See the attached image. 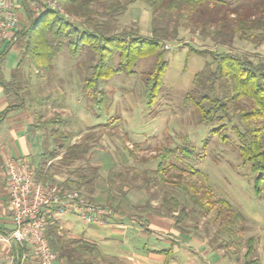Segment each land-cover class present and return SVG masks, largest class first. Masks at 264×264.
Returning a JSON list of instances; mask_svg holds the SVG:
<instances>
[{"label":"rangeland","instance_id":"1","mask_svg":"<svg viewBox=\"0 0 264 264\" xmlns=\"http://www.w3.org/2000/svg\"><path fill=\"white\" fill-rule=\"evenodd\" d=\"M26 24L24 19L21 25ZM113 25L118 32L132 28L138 36H150L152 12L144 1H136ZM190 48L228 50L254 62L264 58V44L237 38L231 43L214 42L197 30L180 27L177 39L164 43L167 68L150 105L143 94V77L155 64L154 56L137 59L132 73H114L90 88L84 85L90 75L86 51L72 57L63 50L49 72L24 58L19 73L25 107L31 123L42 125L37 131L29 128L36 146L31 150L34 155L29 154L35 159L27 163L35 171L41 154L61 144L52 135L56 127L59 134L70 136L69 143L86 137L92 147L88 162L60 165L53 169V180L46 183L63 187L67 178L77 179V172L70 174L74 170L87 174L95 169L93 193L84 189L82 193L113 214L104 227L68 217L74 233L87 235L93 228L95 235H103L93 240L102 255L93 250L77 253L78 264H264V188L259 194L254 192L253 176L241 162L231 126L223 140L211 132L218 123L199 122L193 105L185 99L194 74L209 60V56L190 53ZM18 49L15 46L8 51L7 63L21 59ZM167 151L170 157L164 163L162 183L155 170L159 155ZM121 173L128 178L136 174L133 185L140 186L120 188L112 180H118L116 174ZM164 193L175 196L186 210L182 221H177V212L175 216L165 213ZM191 195L214 203L205 211V205L195 204ZM248 243L251 250L246 257Z\"/></svg>","mask_w":264,"mask_h":264},{"label":"trees","instance_id":"2","mask_svg":"<svg viewBox=\"0 0 264 264\" xmlns=\"http://www.w3.org/2000/svg\"><path fill=\"white\" fill-rule=\"evenodd\" d=\"M56 1L63 13L47 8L38 15H33L28 6L24 5L27 24L17 30L15 41L21 48V59L12 69L8 80L2 76L1 66L11 47L10 43L0 53V84L8 101L7 108L0 114V124L8 113L25 106L19 73L24 58L30 65L49 72L54 59L63 50L66 49L72 57L86 51L90 61V75L84 85L90 88L100 80H107L114 73L130 74L137 59L154 56L155 64L143 77V94L150 105L161 89L167 68L164 43L176 40L180 27L197 30L200 36L208 37L214 42L231 43L237 38L257 46L264 44V0ZM136 1H144L152 12L150 36H138L132 28L115 31L113 23ZM168 22H172L171 27ZM189 52L204 58L209 56V60L194 74L193 86L185 94V99L193 105L199 122L218 123L211 132L218 134L223 140L226 139L225 131L231 126L238 140L241 162L249 168L253 176V190L259 194L264 188V58L254 62L246 55L228 50L190 48ZM234 119L236 123L233 122ZM32 127L37 131L42 125L35 123ZM52 135L61 144L41 154V161H36L35 179L42 183H46L48 179L53 180V169L60 165L68 166L77 161L87 163L92 148L86 137L82 142L69 143L70 136L59 134L57 127L52 130ZM64 144H67L65 148ZM169 152L159 155L155 170L161 176L162 183L165 182L164 163L169 161ZM76 172L77 179L67 178L62 183L63 188L75 189L83 196L85 194L82 189L88 194L93 193L92 183L96 170L87 174L74 170L70 174ZM116 176L118 180L112 181L120 188L126 186L130 190V186H140L133 185L136 174L131 178L122 173ZM183 189L189 191L185 186ZM191 198L195 204H204L205 211L214 203L212 200L203 202L196 195H191ZM218 201L229 206L224 200ZM162 204L165 205V213L175 216L174 213L177 212L175 217L178 222L187 215L175 196L164 193ZM45 236L55 260L61 264H78L77 253L93 250L97 256L102 255L96 243L66 237L56 217L48 220ZM248 246L246 257L251 250L250 243Z\"/></svg>","mask_w":264,"mask_h":264},{"label":"built area","instance_id":"3","mask_svg":"<svg viewBox=\"0 0 264 264\" xmlns=\"http://www.w3.org/2000/svg\"><path fill=\"white\" fill-rule=\"evenodd\" d=\"M36 15L45 9L63 13L56 0H26ZM19 18L13 0H0V47L16 40ZM8 182V207L14 228L0 231V244L12 241L29 245L37 264H58L45 236L51 217L75 216L87 225L104 226L113 215L110 209L90 202L75 189L35 179L34 169L25 160L8 159L5 164ZM61 228V226H60ZM0 264H4L0 255Z\"/></svg>","mask_w":264,"mask_h":264},{"label":"crops","instance_id":"4","mask_svg":"<svg viewBox=\"0 0 264 264\" xmlns=\"http://www.w3.org/2000/svg\"><path fill=\"white\" fill-rule=\"evenodd\" d=\"M13 2L14 6L19 8L17 15L19 18V28H21L23 26L21 23L24 21V19L27 23L24 5L26 4L29 9L30 7L26 0H13ZM15 41L10 43L11 47L9 50L15 46H18ZM5 46L6 44L0 47V53ZM18 48V52L21 54V48L19 46ZM6 57L1 66V73L4 79L8 80L10 78L11 71L17 62L15 61L14 63H7ZM7 106L8 101L4 94V89L0 84V114L7 108ZM30 127H32L31 118L25 106L8 113L0 124V231L3 233H9L14 228L8 207V182L5 164L10 158L17 161H29L32 158L29 156V154L33 153L34 155V152H31V150L35 148L36 144L34 138L29 136L28 132ZM32 159L34 160L35 158ZM30 162L32 163V161ZM68 217H71V215L59 216L57 217V220L59 223L63 224V228L70 238H82L93 243L95 238H103V235L99 233L95 235L94 230H92L93 228H90V231L88 232L89 234L87 233V235L84 232L81 234L74 233L71 229L72 222L68 220ZM90 226L93 227L94 225ZM0 255L3 258L4 264H37L35 258L31 254L30 246H22L14 241L9 244H0Z\"/></svg>","mask_w":264,"mask_h":264}]
</instances>
